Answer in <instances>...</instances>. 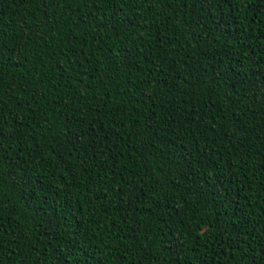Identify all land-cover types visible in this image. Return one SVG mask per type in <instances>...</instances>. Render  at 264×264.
Returning a JSON list of instances; mask_svg holds the SVG:
<instances>
[{"label": "trees", "instance_id": "1", "mask_svg": "<svg viewBox=\"0 0 264 264\" xmlns=\"http://www.w3.org/2000/svg\"><path fill=\"white\" fill-rule=\"evenodd\" d=\"M0 264H264V0H0Z\"/></svg>", "mask_w": 264, "mask_h": 264}, {"label": "snow or ice", "instance_id": "2", "mask_svg": "<svg viewBox=\"0 0 264 264\" xmlns=\"http://www.w3.org/2000/svg\"><path fill=\"white\" fill-rule=\"evenodd\" d=\"M3 146L2 145H0V148H2Z\"/></svg>", "mask_w": 264, "mask_h": 264}]
</instances>
